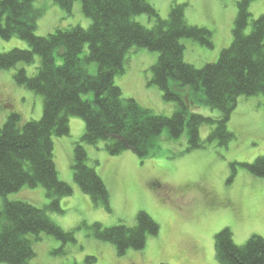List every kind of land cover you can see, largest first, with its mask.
I'll return each instance as SVG.
<instances>
[{
    "label": "trees",
    "instance_id": "16d2710c",
    "mask_svg": "<svg viewBox=\"0 0 264 264\" xmlns=\"http://www.w3.org/2000/svg\"><path fill=\"white\" fill-rule=\"evenodd\" d=\"M55 1L67 13L72 12L75 0ZM80 1L84 15L92 21L89 28L59 26L47 36H38L41 11L35 0H0V37H18L29 45L0 50V70L20 64L34 66L32 74L25 67L17 69L14 80L44 99L41 119L24 120L14 110L0 126V264H32L35 242L43 234L63 243L75 240L72 231L64 230L50 216L63 214L62 201L74 193L72 183L61 179L54 156V138L72 133L71 117H80L86 124L84 135L72 146L74 184L110 212V191L95 163H89L88 145L98 146L103 141L111 155L132 150L148 159L158 148L163 130L168 129L171 139L187 132L185 153L212 143L228 146L235 138L228 124L239 98L264 94V13L252 18L253 0L237 2L231 45L221 50L216 62L201 68L185 60L187 45L183 40L210 49L215 48V40L209 28L188 22L189 3L172 4L168 18L163 19L148 0ZM141 14L154 19L152 28L136 20ZM136 48L159 53L152 67V83L166 101L175 104L171 115L155 114L136 99L125 98L116 85V76L125 72L127 55ZM91 63L97 65L95 74L90 71ZM186 87L189 93H185ZM89 92L94 98L84 99ZM197 104L219 110L220 117L192 111V105ZM204 126L210 127L206 139L201 137ZM241 166L264 178V155ZM38 187H42L40 191L31 190ZM20 191L22 197L8 199ZM42 193L47 204L31 201L30 196ZM91 230L96 239L112 243L123 256L131 249H144L148 240L159 234L160 225L149 213L140 211L135 225L95 222ZM215 240L220 264H264L262 236L253 235L238 245L232 230L225 228ZM95 259L89 256L87 261Z\"/></svg>",
    "mask_w": 264,
    "mask_h": 264
},
{
    "label": "rangeland",
    "instance_id": "374dc122",
    "mask_svg": "<svg viewBox=\"0 0 264 264\" xmlns=\"http://www.w3.org/2000/svg\"><path fill=\"white\" fill-rule=\"evenodd\" d=\"M148 1L163 19L168 18L172 4L189 3L188 22L213 32L214 49L191 39L183 40L187 45L185 60L195 67L216 62L221 50L231 45L239 0ZM34 3L41 11L38 36H47L59 26L80 25L87 29L92 24L83 13L80 0H75L71 13L55 0H35ZM251 11L253 19L259 18L264 13V0H253ZM136 20L148 28L154 25V19L146 14L136 16ZM16 47L28 48L29 45L18 37H0L1 51ZM158 57L156 51L132 50L126 58L125 72L116 76L115 83L125 98L136 99L155 114L171 115L175 104L166 101L161 90L152 83V67ZM20 67H25L30 74L35 70L34 66L25 64L0 70V126L14 110L24 120H39L43 116V96L19 86L14 80ZM89 68L92 73L97 72L95 63ZM184 89L185 93L191 91L189 87ZM93 98V92L84 95V99ZM192 111L214 118L221 113L205 104L192 105ZM71 123L73 130L69 136L54 138V156L61 179L73 182L72 146L84 135L86 124L80 117H71L70 126ZM228 127L235 134L228 146L212 143L186 153L187 132L178 139H171L169 130L164 129L158 148L148 159L140 158L132 150L111 155L103 148V141L98 146L88 145L89 163H95L108 185L112 211L74 189V193L62 201L65 212L50 216L64 230L72 231L75 240L63 243L52 235L43 234L35 242L36 256L32 264H220L216 258L215 236L223 229L232 230L238 245L245 244L253 235L264 237V178L252 175L241 166L264 155V94L239 98ZM209 133V126L202 127L203 139ZM21 193H12L8 199H18ZM42 194L30 196L31 201L44 206L48 199ZM2 203L0 197V205ZM140 211L149 213L160 225L159 234L151 237L142 250L131 249L120 256L112 243L98 240L92 234L91 225L95 222L105 226L135 225ZM89 256L96 259L88 263Z\"/></svg>",
    "mask_w": 264,
    "mask_h": 264
},
{
    "label": "crops",
    "instance_id": "0c3cea01",
    "mask_svg": "<svg viewBox=\"0 0 264 264\" xmlns=\"http://www.w3.org/2000/svg\"><path fill=\"white\" fill-rule=\"evenodd\" d=\"M74 121H77V120H74ZM73 121V122H74ZM79 122V121H78ZM80 124H81V122H79ZM81 126H82V124H81ZM71 130H73V128H72V123H71ZM58 166V165H57ZM58 169H59V167H58ZM67 181H69V180H67ZM69 182H71V181H69ZM72 184H73V186H74V189H77L76 190V192H80V189L78 188V186H76L75 184H74V181L73 182H71Z\"/></svg>",
    "mask_w": 264,
    "mask_h": 264
}]
</instances>
